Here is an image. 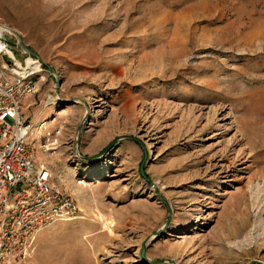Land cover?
I'll return each instance as SVG.
<instances>
[{"label": "rangeland", "instance_id": "1", "mask_svg": "<svg viewBox=\"0 0 264 264\" xmlns=\"http://www.w3.org/2000/svg\"><path fill=\"white\" fill-rule=\"evenodd\" d=\"M0 27L79 208L19 264H264V0H0Z\"/></svg>", "mask_w": 264, "mask_h": 264}, {"label": "built area", "instance_id": "2", "mask_svg": "<svg viewBox=\"0 0 264 264\" xmlns=\"http://www.w3.org/2000/svg\"><path fill=\"white\" fill-rule=\"evenodd\" d=\"M40 63L19 58L2 29L0 34V264H19L43 226L76 217L74 197L51 181L47 168L37 169L27 142L31 125L22 117L27 95L39 89ZM55 97L48 94L46 105ZM41 129V128H40ZM48 144V143H47ZM43 147H47L43 144Z\"/></svg>", "mask_w": 264, "mask_h": 264}, {"label": "bare ground", "instance_id": "3", "mask_svg": "<svg viewBox=\"0 0 264 264\" xmlns=\"http://www.w3.org/2000/svg\"><path fill=\"white\" fill-rule=\"evenodd\" d=\"M0 31H2V28L0 27ZM239 157H241V154L239 155V153L238 154H236V158L239 160ZM225 159V157H223V158H221L220 160H224ZM217 165V164H216ZM225 172L227 173V171H220L218 174H216V177L218 178V179H221V178H223V177H227L228 175H226V176H224L223 174H225Z\"/></svg>", "mask_w": 264, "mask_h": 264}, {"label": "water", "instance_id": "4", "mask_svg": "<svg viewBox=\"0 0 264 264\" xmlns=\"http://www.w3.org/2000/svg\"><path fill=\"white\" fill-rule=\"evenodd\" d=\"M0 34H1V31H0ZM18 46L20 47V48H23L24 50H26V51H28V52H30L23 44H18Z\"/></svg>", "mask_w": 264, "mask_h": 264}, {"label": "crops", "instance_id": "5", "mask_svg": "<svg viewBox=\"0 0 264 264\" xmlns=\"http://www.w3.org/2000/svg\"><path fill=\"white\" fill-rule=\"evenodd\" d=\"M25 98H26V97H25ZM25 98H24V99H25ZM23 101H24V100H23Z\"/></svg>", "mask_w": 264, "mask_h": 264}]
</instances>
